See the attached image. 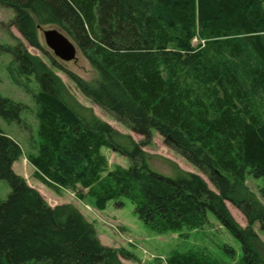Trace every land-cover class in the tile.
Returning a JSON list of instances; mask_svg holds the SVG:
<instances>
[{
	"label": "trees",
	"instance_id": "16d2710c",
	"mask_svg": "<svg viewBox=\"0 0 264 264\" xmlns=\"http://www.w3.org/2000/svg\"><path fill=\"white\" fill-rule=\"evenodd\" d=\"M25 42L42 49L39 27L55 25L72 38L97 73L77 89L136 141L82 106L41 58L16 39L19 73L34 76L40 138L29 157L53 191L78 186L100 207L135 205L151 230L163 234L202 228L209 212L241 244L239 264H264L253 230H264V205L246 185L264 181V0H0ZM199 40L198 46L193 41ZM59 68V64H54ZM25 106L0 96V116L21 123ZM199 169L174 177L151 169L145 147L154 132ZM108 147L130 160L108 171ZM19 143L0 128V178L11 192L0 201V264H124L127 251L103 245L93 223L72 204L52 207L13 166ZM106 173V174H105ZM264 197V186L260 189ZM226 202L246 216L242 227ZM168 264H221L188 253Z\"/></svg>",
	"mask_w": 264,
	"mask_h": 264
},
{
	"label": "rangeland",
	"instance_id": "374dc122",
	"mask_svg": "<svg viewBox=\"0 0 264 264\" xmlns=\"http://www.w3.org/2000/svg\"><path fill=\"white\" fill-rule=\"evenodd\" d=\"M14 17V9L0 4V96L20 102L25 106L21 113V123L18 121L8 122L0 116L1 130L19 143L23 149V156L13 166L14 171L24 177L31 187L42 192L45 191V197L42 196L46 201L48 199L49 205L58 206L73 203L72 205L77 206L79 211L85 213L88 221L94 224L97 236L103 245L118 251H127L133 256V259L130 260L122 259L124 264H168L173 255L188 253L203 255L221 264H239L242 257L240 242L229 233L212 212H209L208 223L202 228L185 230L180 233L160 234L148 228L139 219L135 213V205L128 199H121L124 202V206L121 208L116 206L115 201H110L104 208H100L83 187L78 186L76 191L62 189V192H57L49 189L36 176V169L29 162V157L38 152L40 142L38 104L35 98L40 91V86L34 76L21 75L12 52L1 48L14 47L16 39L22 40L32 55L41 58L48 64L62 80L73 98L82 106L91 108L97 117L120 132L131 135L136 141H141L143 137L119 123L111 114L93 104L77 89L68 72L74 73L86 81H94L97 73L72 38L58 26H40L39 39L42 49L33 48L11 25V20ZM53 29L68 36L77 46V57L72 62L62 61L47 46L44 32ZM198 44L199 40L195 39L193 45L198 46ZM51 61L54 64H59L60 67H54ZM144 150L148 154L152 170L172 177L178 174V169L196 173L208 182L211 189H214L208 178L175 149L167 146L156 131L153 143L145 147ZM102 153L109 162V172L119 167L128 168L130 166V160L127 157L113 152L108 147L102 148ZM246 185L264 205V197L260 195V189L264 186L263 179L247 177ZM10 192L9 184L0 178V201H5ZM226 204L235 220L246 228L249 222L243 212L231 202H226ZM253 230L258 236L255 248L264 258V230L258 223L254 224Z\"/></svg>",
	"mask_w": 264,
	"mask_h": 264
},
{
	"label": "water",
	"instance_id": "95a60500",
	"mask_svg": "<svg viewBox=\"0 0 264 264\" xmlns=\"http://www.w3.org/2000/svg\"><path fill=\"white\" fill-rule=\"evenodd\" d=\"M47 46L53 51L56 57L64 62H72L77 57V46L68 36L53 29L44 32Z\"/></svg>",
	"mask_w": 264,
	"mask_h": 264
},
{
	"label": "crops",
	"instance_id": "0c3cea01",
	"mask_svg": "<svg viewBox=\"0 0 264 264\" xmlns=\"http://www.w3.org/2000/svg\"><path fill=\"white\" fill-rule=\"evenodd\" d=\"M38 191L44 196V192H45V191L42 192V191L39 190V189H38ZM61 192H62V191H61ZM46 193H48V192H46ZM44 197H45V196H44ZM47 201H48V199H47ZM49 202H50V201H49ZM78 202H79V201H78ZM71 204H73V203H71ZM50 205L53 206V207L55 206V205H53V204H50ZM76 207H77V206H76ZM80 211H81V210H80ZM81 213L85 216V218H87V216L85 215V213H83L82 211H81ZM87 220H89V219L87 218Z\"/></svg>",
	"mask_w": 264,
	"mask_h": 264
}]
</instances>
